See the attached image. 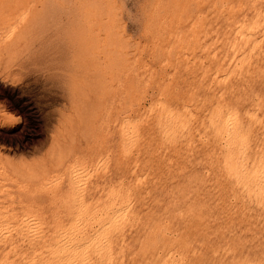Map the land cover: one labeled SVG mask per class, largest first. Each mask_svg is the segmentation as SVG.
Segmentation results:
<instances>
[{
    "label": "rangeland",
    "instance_id": "1",
    "mask_svg": "<svg viewBox=\"0 0 264 264\" xmlns=\"http://www.w3.org/2000/svg\"><path fill=\"white\" fill-rule=\"evenodd\" d=\"M254 1L0 0V264H264Z\"/></svg>",
    "mask_w": 264,
    "mask_h": 264
},
{
    "label": "bare ground",
    "instance_id": "2",
    "mask_svg": "<svg viewBox=\"0 0 264 264\" xmlns=\"http://www.w3.org/2000/svg\"><path fill=\"white\" fill-rule=\"evenodd\" d=\"M238 2H239V1H238ZM251 2H253V1H251ZM255 2H257V0L254 1V4H255ZM233 3H235V2H233ZM233 3H232V4H233ZM227 4H228V3H227ZM257 4H258V3H257ZM260 5H261V4H260ZM224 6H225V5H224ZM255 6H256V5H255ZM253 7H254V6H253ZM262 7H263V6H262ZM262 7H261V8H262ZM257 8H258V7H257ZM261 8H260V9H261ZM230 9H231V8H230ZM254 9H255V7H254ZM249 10H250V9H249ZM258 10H259V9H258ZM262 10H263V9H262ZM255 12H257V11H255ZM245 13H246V12H245ZM245 13H244V14H245ZM244 14H243V15H244ZM260 14H261V13H260ZM252 15H253V13H252ZM254 16H255V15H254ZM256 16H257V15H256ZM225 17H226V16H225ZM248 17H250V16H248ZM252 18H253V17H252ZM259 18H260V17H259ZM241 19H242V18H241ZM243 19H244V17H243ZM243 19H242V20H243ZM253 19H254V18H253ZM249 20H250V18H248V20H246V21L248 22ZM239 21H241V20H239ZM239 21H238V23H240ZM246 21H244V22H246ZM256 21H257V20H256ZM261 21H262V20H260L259 23H261ZM247 22H246V24H247ZM250 22H251V21H250ZM241 23H243V22H241ZM241 23H240V25H242ZM257 23H258V21L256 22V24H257ZM259 23H258V27H260V26H259ZM246 24H245V25H246ZM249 24H250V23H249ZM236 26H237V25H236ZM242 26H243V25H242ZM263 26H264V25H263ZM229 27H232V26H229ZM237 27H238V26H237ZM243 27H246V26H243ZM252 27H253V26H252ZM232 28H233V27H232ZM238 28H240V30L243 29V28H241V27H238ZM228 29H229V28H228ZM249 29H250V28H249ZM251 29H252V28H251ZM254 29H256V28H254ZM240 30L237 29L236 32H238V31L240 32ZM262 30H263V28H262ZM262 30H261V31H262ZM261 31H260V32H261ZM243 32H244V31H243ZM243 32H242V34H243ZM248 32H249V31H248ZM257 32H258V31H257ZM257 32H256V33H257ZM233 33H234V32H233ZM244 33H245V32H244ZM246 33H247V32H246ZM246 33H245V35H246ZM252 33H253V32H252ZM237 34H241V32H240V33H237ZM242 34H241V36H243ZM249 34H251V32H249ZM253 34H255V32H254ZM253 34H252V35H253ZM235 35H236V33H235ZM0 36H1V35H0ZM238 36H239V35H238ZM238 36H236V37H238ZM241 36H240V37H241ZM243 37H245V36H243ZM249 37H250V36H249ZM249 37H248V38H249ZM260 37H261V35H260ZM245 38H246V37H245ZM245 38H243V39H245ZM234 39H235V36H234ZM234 39H233V41H234ZM251 39H253V38L251 37ZM258 39H259V38H258ZM228 40H229V39H228ZM238 40H239V39H238ZM249 40H250V39H249ZM254 40H255V39H254ZM256 40H257V39H256ZM260 41H261V40H260ZM229 42H230V41H229ZM231 42H232V41H231ZM234 42H235V41H234ZM237 43H238V41H237ZM242 43H244V42H242ZM254 43H256V42H254ZM229 44H230V43H229ZM251 44H252V43H251ZM233 45H234V44H232L231 46H233ZM249 45H250V44H249ZM254 45H255V44H254ZM235 46H236V42H235ZM238 46H241V45L238 44ZM250 46H251V45H250ZM228 47H229V46H228ZM247 47H248V46H247ZM233 48H235V47L233 46ZM245 48H246V47H245ZM238 49H239V48H238ZM241 49H243V47H241ZM246 49H247V48H246ZM251 49H252V48H251ZM249 50H250V49H249ZM238 51H240V50H238ZM243 51H244V50H243ZM247 51H248V50H247ZM235 52H236V51H235ZM235 52H234V53H235ZM225 53H226V52H225ZM236 53H237V52H236ZM247 53H249V52H247ZM243 55H244V54H243ZM243 55H241V56L243 57ZM246 57H247V56H246ZM229 62H230V61H229ZM231 64H232V63H231ZM249 65H250V64H249ZM253 65H254V63H253ZM248 67H249V66H248ZM234 68H235V67H234ZM263 68H264V67H263ZM225 74H226V73H225ZM249 75H250V74H249ZM227 78H228V77H227ZM234 79H235V78H234ZM241 79H242V78H241ZM242 80H243V79H242ZM232 82H233V81H232ZM247 82H248V81H247ZM226 86H227V84H226ZM231 111H232V110H231ZM226 112H227V111H226ZM227 113H228V112H227ZM232 113H233V112H232ZM226 115H227V114H226ZM238 116H239V114H238ZM222 117L224 118V116H222ZM233 117H234V116H233ZM226 119H227V118H225V122H226ZM238 119H239V118H238ZM238 119H237V120H238ZM241 120H242V119H241ZM227 122H229V120H227ZM237 122H238V121H237ZM237 122H236V124H235L236 126L239 124V123L237 124ZM224 124L226 125V123H224ZM230 126H231V125H230ZM238 127H239V126H238ZM238 127L236 128V130L239 129ZM228 129H229V127H228ZM233 130H234V129H233ZM233 130H232V132H234ZM236 130H235V131H236ZM240 130H241V129H240ZM240 130H239V131H240ZM239 131H238V132H239ZM230 132H231V131H230ZM240 132H241V131H240ZM238 134H239V133H238ZM123 138H124V137H123ZM112 145H113V144H112ZM110 146H111V145H110ZM109 148H110V147H109ZM237 150H238V149H237ZM240 151H241V150H240ZM239 154H240V153H239ZM232 159H233V158H232ZM235 159H236V157H235ZM236 161H237V160H236ZM234 164H235V163H234ZM236 166H237V165H236ZM236 166H235V167H236ZM257 166H259V164H258ZM260 166H261V165H260ZM10 167H11V166H10ZM232 167H233V166H232ZM262 167H264V165H263ZM262 167H261V168H262ZM2 168H3V167H2ZM258 168H259V167H258ZM256 169H257V168H256ZM5 170H6V168H5ZM11 170H12V169H11ZM263 170H264V169H263ZM12 171L15 172V170H12ZM249 171H250V170H249ZM13 172H12V173H13ZM254 172L256 173V171H254ZM262 172H263V171H262ZM15 173H16V175H17V172H15ZM0 174H1V172H0ZM7 174H8V173H7ZM7 174H5V175H7ZM18 174H19V173H18ZM258 174H259V173H258ZM260 174H261V173H260ZM263 174H264V172H263ZM251 175H252V174H251ZM253 175H254V174H253ZM20 176H21V175H20ZM256 176H257V175H256ZM258 176H259V175H258ZM8 177H9V174H8ZM18 177H19V176H18ZM25 177H26V176H25ZM20 178H23V177H20ZM262 178H263V177H262ZM29 179H30V178H28V180H29ZM6 180H7V179H6ZM11 180H13V179H11ZM25 180H26V178H25ZM28 180H27V181H28ZM44 180H45V179H44ZM263 180H264V179H263ZM263 180H261V181H263ZM6 182H7V181H6ZM9 182H11V181H9ZM3 183H5V182H3ZM13 183H14V182H13ZM16 183H17V181H16ZM69 183H70V182H69ZM26 186H27V185H26ZM31 186H32V185H31ZM69 186H70V185H69ZM29 187H30V186H29ZM70 187H71V186H70ZM100 187H101V186H100ZM130 187H131V186H130ZM0 188H1V187H0ZM68 188H69V187H68ZM132 188H133V186H132ZM8 189H9V188H8ZM155 189H156V188H155ZM110 190H111V189H110ZM67 191H68V190H67ZM35 192H36V191H35ZM6 193H7V192H6ZM8 193H9V192H8ZM154 193H155V192H154ZM66 194H67V193H66ZM103 194H104V193H103ZM33 195H34V194H33ZM140 195H141V194H140ZM61 196H62V195H61ZM69 196H70V195H69ZM105 196H106V195H105ZM153 196H154V195H153ZM8 198H9V197H8ZM118 199H119V198H118ZM145 199H146V198H145ZM149 199H150V198H149ZM0 201H1V200H0ZM158 201H159V200H158ZM131 202H132V201H131ZM133 202H134V201H133ZM32 204H33V203H32ZM32 204H31V205H32ZM112 204H113V203H112ZM114 205H115V204H114ZM120 205H122V204H120ZM166 205H167V204H166ZM0 206H1V205H0ZM112 206H113V205H112ZM126 206H127V205H126ZM113 207H114V206H113ZM113 207H111V209H110L111 211L113 210V209H112ZM115 207H116V206H115ZM122 207H124V206H122ZM122 207H120V208H122ZM118 208H119V206H118ZM148 208H149V207H148ZM30 209H31V208H30ZM136 209H137V208H136ZM114 210H115V209H114ZM15 213H16V212H15ZM107 214H108V213H107ZM117 214H118V213H117ZM117 214H116V217H117ZM119 214H120V213H119ZM122 214H124V213H122ZM126 214H127V213H126ZM136 214H137V213H136ZM15 215H16V214H15ZM108 215H109V214H108ZM110 215H112V214H110ZM120 215H121V214H120ZM11 216H12V215H11ZM1 217H2V216H0V218H1ZM108 217H109V216H108ZM112 217H114V216H112ZM140 217H141V216H140ZM4 218H5V217H4ZM104 218H107V217H104ZM100 219H101V218H100ZM100 219H99V221H100ZM109 219H110V218H109ZM109 219H108V220H109ZM122 219H123V216H122ZM159 219H160V217H159ZM1 220H2V219H1ZM4 220H5V219H4ZM6 220H7V219H6ZM104 220H105V219H104ZM124 220H125V219H124ZM16 221H17V220H16ZM101 221H102V219H101ZM101 221H100V222H101ZM105 221H107V219H106ZM105 221H104L103 224H105ZM144 221H145V220H144ZM14 222H15V221H14ZM117 222H118V220H117ZM128 222H129V221H128ZM134 222H135V221H134ZM154 222H155V221H154ZM121 223H122V222H121ZM136 223H137V222H136ZM1 224H2V222H1ZM107 224H108V223H107ZM132 224H133V223H132ZM17 225H18V224H17ZM20 225H21V224H20ZM24 225H25V223H24ZM111 225H112V224H111ZM114 225H115V224H114ZM116 225H117V224H116ZM116 225H115V226H116ZM118 225L121 227L120 223H118ZM100 226H102V224H101ZM100 226H99V228H100ZM103 226H104V225H103ZM107 226H108V225H107ZM107 226H106V227H107ZM139 226H140V225H139ZM147 226H148V225H147ZM31 227H32V226H30V228H31ZM108 227L110 228V225H109ZM113 227H114V226H113ZM113 227H111V228L113 229ZM117 227H118V226H117ZM117 227H114V228H117ZM120 227H119V229H120ZM23 228H25V226H23ZM23 228H22V229H23ZM103 228H104V227H103ZM109 228H107L106 230L108 231ZM123 228H124V227H123ZM140 228H141V227H140ZM10 229H11V228H10ZM89 229H90V228H89ZM117 229H118V228H117ZM1 230H2V229H1ZM5 230H6V229H5ZM5 230H4V231H5ZM40 230H41V229H40ZM56 230H57V228H56ZM95 230H96V229H95ZM120 230H121V229H120ZM11 231H12V230H11ZM19 231H20V230H19ZM19 231H18V232H19ZM29 231H31V230H29ZM45 231H46V230H45ZM100 231H101V228H100ZM138 231H139V230H138ZM20 232L22 233V231H20ZM20 232H19V233H20ZM98 232H99V230H98ZM98 232H97V235H96V234H93V235H94V236H95V235H96V236H99V235H98ZM145 232H147V231H145ZM1 233H3V232H1ZM8 233H9V232H8ZM11 233H13V232H10V235H9V236H11ZM14 233L16 234V231H14ZM24 233H25V232H23V234H24ZM28 233H29V232H28ZM34 233H35V232H33V234H34ZM54 233H56V232H54ZM61 233H62V232H61ZM64 233H65V232H64ZM64 233H63V234H64ZM69 233H70V232H69ZM69 233H68V234H69ZM78 233H79V232H78ZM101 233H102V232H101ZM5 234H7V233H5ZM23 234H22V235H23ZM35 234H36V233H35ZM68 234H67V235H68ZM2 235H3V234H2ZM20 235H21V234H20ZM30 235H32V233L29 234L28 236L30 237ZM37 235H38V233H37ZM37 235H34V239H35V236H37ZM40 235H41V234H39V236H40ZM50 235H51V234H50ZM53 235H54V234H53ZM53 235H52V236H53ZM57 235H58L57 237H59V234H57ZM77 235H78V234H77ZM80 235L82 236L81 233H80ZM117 235H118V234H117ZM131 235H132V234H131ZM3 236H4V235H3ZM16 236H17V235H16ZM28 236H27V237H28ZM46 236H47V235H46ZM52 236H51V237H52ZM85 236H86V235H85ZM91 236H92V235H91ZM0 237H1V236H0ZM7 237H8V235H7ZM7 237H6L5 240H7ZM12 237L14 238L13 235H12ZM21 237H23V236H21ZM29 237H28V238H29ZM32 237H33V236H32ZM32 237H31V238H32ZM41 237H42V235H41ZM47 237H48V236H47ZM83 237H84V235H83ZM86 237H87V236H86ZM1 238H2V237H1ZM10 238H11V237H10ZM10 238H9V239H10ZM13 238H12V239H13ZM23 238H25V237H23ZM28 238H27V239H28ZM36 238L38 239L39 237L37 236ZM87 238H88V237H87ZM87 238H86V239H87ZM137 238H138V236H137ZM12 239H10V241H11ZM21 239H22V238H21ZM25 239H26V238H25ZM25 239L23 240V242L25 241ZM32 239H33V238H32ZM34 239H33V240H34ZM72 239H73V238H72ZM90 239H92V238L90 237ZM90 239H87V240L90 241ZM95 239H98V237L95 238ZM95 239H94V241H93V239H92V241H93V242H96ZM99 239H100V238H99ZM117 239H118V238H117ZM141 239H142V238H141ZM30 240H31V239H30ZM35 240H36V239H35ZM45 240H46V239H45ZM55 240H57V239H55ZM58 240H59V239H58ZM3 241H4V240H3ZM3 241H2V243H3ZM10 241H8V242H10ZM18 241H19V240H18ZM26 241H27V240H26ZM40 241H42V240H40ZM48 241H49V239H48ZM53 241H54V240H53ZM78 241H79V240H78ZM98 241H99V240H98ZM101 241H102V240H101ZM101 241H100V242H101ZM188 241H189V240H188ZM0 242H1V241H0ZM6 242H7V241H6ZM11 242H12V241H11ZM13 242H14V241H13ZM13 242H12V243H13ZM28 242H29V241H28ZM30 242H31V241H30ZM45 242H46V241H45ZM58 242H59V241H58ZM83 242H85V241H83ZM2 243H0V244H2ZM21 243H22V240H21ZM34 243H35V242H34ZM46 243H47V242H46ZM65 243H66V242H64V244H65ZM73 243H74V242H73ZM88 243H90V242H88ZM108 243H109V242H108ZM3 244H4V243H3ZM19 244H20V243H19ZM28 244H29V243H28ZM32 244H33V243H32ZM36 244H37V243H36ZM44 244H45V243H44ZM48 244H49V243H48ZM66 244H67V243H66ZM68 244H70V243H68ZM83 244H84V243H83ZM92 244H93V243H92ZM12 245H14V244H12ZM12 245H11V246L9 245V246H10V247H9L10 249H11ZM23 245H25V243H24ZM45 245H46V244H45ZM50 245H51V244H50ZM50 245H49V246H50ZM59 245H60V244H59ZM94 245H97V243L94 244ZM94 245H93V246H94ZM101 245H102V244H101ZM111 245H112V243H111ZM111 245H109V247H110ZM113 245H114V244H113ZM116 245H117V244H116ZM140 245H141V244H139V246H140ZM188 245H190V244H188ZM6 246H7V244H5V247H6ZM20 246H21V245H20ZM20 246H19V247H20ZM57 246H58V245H57ZM63 246H65V245H63ZM72 246H74V244H72ZM72 246H71V247H72ZM124 246H125V245H124ZM124 246H123V247H124ZM127 246H128V245H127ZM7 247H8V246H7ZM14 247H15V248H18V247L15 246V245H14ZM14 247H13V249H15ZM22 247H23V246H22ZM39 247L41 248V246H38V248H39ZM45 247H46V246H45ZM55 247H56V246L54 245V248H55ZM58 247H59V246H58ZM61 247H62V246H61ZM68 247H69V246H68ZM71 247H70V248H71ZM85 247H86V245H85ZM85 247H84V249H85ZM87 247H88V245H87ZM109 247H107V248H109ZM163 247H164V246H163ZM194 247H195V246H194ZM9 248H8V249H9ZM23 248H24V247H23ZM25 248H27V247H25ZM34 248H35V247H34ZM34 248H33V250L36 249V248H35V249H34ZM38 248H37V249H38ZM46 248H47V247H46ZM54 248H53V250H54ZM70 248H69V249H70ZM110 248H111V247H110ZM133 248H134V247H133ZM10 249H9V251L11 252L12 250H10ZM19 249H20V248H18V250H19ZM27 249H28V248H27ZM37 249H36V250H37ZM50 249H51V247H50ZM55 249H56V248H55ZM62 249H63V248H62ZM62 249H61V250H62ZM77 249L81 250L82 248L79 247V248H77ZM111 249H112V248H111ZM115 249H116V247H115ZM161 249H162V248H161ZM226 249H227V248H226ZM31 250H32V249H31ZM40 250H41V249H40ZM42 250H43V249H42ZM46 250H48V248L45 249L44 251H46ZM70 250H73V249H70ZM75 250H76V249H75ZM85 250H86V249H85ZM87 250H90V251H91L90 247H89V249H87ZM87 250H86V252H88ZM98 250H99V249H98ZM123 250H124V249H123ZM19 251H21V250H19ZM28 251H30V250L28 249ZM44 251H43V252H44ZM48 251H49V250H48ZM64 251H65V250H64ZM81 251H82V250H81ZM90 251H89V252H90ZM95 251H96V249H95ZM100 251L102 252V250H100ZM104 251H105V250H103V252H104ZM113 251H114V250H112V252H113ZM120 251H121V250H120ZM136 251H137V250H136ZM166 251H167V250H166ZM1 252H2V250H1ZM12 252H13V251H12ZM16 252H17V251H16ZM21 252H22V251H21ZM24 252H25V249H24ZM26 252H27V251H26ZM34 252H35V251H34ZM34 252H31V253L34 254ZM37 252H38V251H37ZM39 252H40V251H39ZM50 252H51V251H50ZM50 252H49V253H50ZM56 252H57V251H56ZM58 252H59V251H58ZM65 252H66V253L69 252L68 249H67ZM84 252H85V251H84ZM92 252H94V250H92ZM103 252H102V253H103ZM114 252H115V251H114ZM258 252H259V251H258ZM13 253H14V252H13ZM17 253H18V252H17ZM17 253H16V255H17ZM19 253H20V252H19ZM19 253H18V254H19ZM44 253L46 254V252H44ZM70 253H71V252H70ZM72 253L75 254L76 252H75V253L72 252ZM78 253H80V252H78ZM96 253H97V251H96ZM117 253H118V252H117ZM121 253H122V252H121ZM121 253H120V254H121ZM182 253H183V252H182ZM6 254H7V253H6ZM8 254H10V253H8ZM39 254H40V255H39V257H40L41 254H42V251H41ZM57 254H58V253H57ZM61 254H62V253H61ZM76 254H77V253H76ZM106 254H107V253H106ZM249 254H250V253H249ZM19 255H20V254H19ZM24 255H25V253H24ZM28 255H30V254H28ZM36 255H37V253L35 254V258H36ZM46 255H47V254H46ZM62 255H63V254H62ZM70 255H72V254H70ZM81 255H82V254H81ZM99 255H100V254H99ZM3 256H4V255L2 254V257H3ZM20 256H21V255H20ZM22 256H23V255H22ZM30 256H32V254H31ZM48 256H49V255H48ZM54 256H56V255H54ZM63 256H64V255H63ZM65 256H66V255H65ZM65 256H64V258H66L68 255H67L66 257H65ZM77 256H79V255H78V254L75 255L76 259H77ZM82 256L84 257V254H83ZM87 256H88V253H86V257H87ZM89 256H90V255H89ZM96 256H97V255H96ZM100 256H101V258H102V255H100ZM24 257L27 258L28 256L25 255V256H23V258H24ZM50 257L52 258V254H51ZM83 257H82V258H83ZM97 257H99V256H97ZM118 257H119V256H118ZM8 258H10V257H8ZM8 258H7V261H9ZM12 258H13V257H12ZM21 258H22V257H21ZM33 258H34V257H33ZM33 258H32V260H33ZM42 258H43V257H42ZM46 258H47V257H46ZM46 258H43V259H46ZM55 258H56V257H54V259H55ZM64 258H63V262H65V261H64ZM67 258H68V257H67ZM78 258H81V256L78 257ZM94 258H95V257H94ZM148 258H149V257H148ZM148 258H147V259H148ZM1 259H2V258H1ZM10 259H11V258H10ZM15 259H16V258H15ZM56 259H57V258H56ZM83 259H84V258H83ZM83 259H82V260H83ZM90 259H91V261H92V257H91ZM147 259H146V260H147ZM167 259H168V258H167ZM12 260H14V259H12ZM12 260L9 261V262H12ZM17 260H18V259H17ZM22 260H23V259H22ZM25 260H26V259H25ZM59 260H60V259H59ZM72 260H74V259L72 258ZM77 260H78V259H77ZM77 260H76V261H77ZM80 260H81V259H80ZM82 260H81V261H82ZM96 260H98V259H96ZM117 260H118V259H117ZM170 260H171V259H170ZM178 260H179V259H178ZM182 260H183V259H182ZM220 260H221V259H220ZM244 260H246V259H244ZM19 261H20V260H19ZM33 261H34V260H33ZM33 261H32V262H29V264H30V263H33ZM37 261H38V260H37ZM37 261H36V262H37ZM39 261H40V260H39ZM54 261H55V260H54ZM57 261H58V259H57ZM60 261H62V260H60ZM67 261H68V260H67ZM74 261H75V260H74ZM74 261H73V262H74ZM83 261H84V260H83ZM88 261H89V260H88ZM94 261H95V260H94ZM94 261H92V262L95 263ZM98 261H99V260H98ZM103 261H104V260H103ZM122 261H123V260H122ZM172 261H173V260H172ZM172 261H171V264H172ZM49 262H50V261L47 260L46 263L48 264ZM55 262H56V261H55ZM69 262H71V261H69ZM77 262H78V261H77ZM92 262H91L90 264H92ZM124 262H125V261H124ZM0 263H1V262H0ZM16 263H17V262H16ZM22 263H23V261H22ZM22 263H20V264H22ZM25 263H27V261H26ZM40 263H41V262H40ZM43 263H44V260H43ZM50 263H51V262H50ZM103 263H104V262H103ZM107 263H108V262H107ZM107 263H106V264H107ZM203 263H204V262H203ZM207 263H208V262H207ZM223 263H224V262H223ZM10 264H12V263H10ZM14 264H15V263H14ZM17 264H19V263H17ZM34 264H37V263H34ZM41 264H42V263H41ZM52 264H53V262H52ZM75 264H76V262H75ZM79 264H80V263H79ZM98 264H99V263H98ZM116 264H117V263H116ZM129 264H130V263H129ZM163 264H165V262H164ZM218 264H220V263H218ZM242 264H243V263H242Z\"/></svg>",
    "mask_w": 264,
    "mask_h": 264
}]
</instances>
